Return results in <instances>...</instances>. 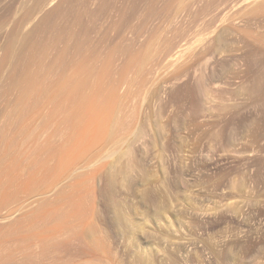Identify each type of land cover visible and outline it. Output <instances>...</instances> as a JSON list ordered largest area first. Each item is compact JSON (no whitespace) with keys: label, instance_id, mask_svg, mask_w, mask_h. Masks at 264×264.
I'll list each match as a JSON object with an SVG mask.
<instances>
[{"label":"rangeland","instance_id":"obj_1","mask_svg":"<svg viewBox=\"0 0 264 264\" xmlns=\"http://www.w3.org/2000/svg\"><path fill=\"white\" fill-rule=\"evenodd\" d=\"M262 1L0 0V264H264Z\"/></svg>","mask_w":264,"mask_h":264},{"label":"bare ground","instance_id":"obj_2","mask_svg":"<svg viewBox=\"0 0 264 264\" xmlns=\"http://www.w3.org/2000/svg\"><path fill=\"white\" fill-rule=\"evenodd\" d=\"M262 2H263V1H262ZM263 4H264V2H263ZM263 6H264V5H263ZM263 14H264V13H263ZM263 18H264V17H263ZM251 48H252V46H251ZM251 50H252V49H251ZM253 50H255V49H253ZM259 50H260V49H259ZM259 50H258V51H259ZM263 50H264V49H263ZM260 51H261V50H260ZM256 52H257V51H256ZM250 53H251V52H250ZM257 69H258V68H257ZM257 69H256V70H257ZM76 87H77V86H76Z\"/></svg>","mask_w":264,"mask_h":264}]
</instances>
